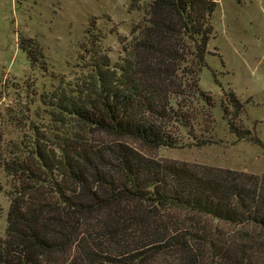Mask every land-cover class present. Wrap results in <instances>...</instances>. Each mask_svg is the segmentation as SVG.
<instances>
[{
    "label": "trees",
    "instance_id": "trees-1",
    "mask_svg": "<svg viewBox=\"0 0 264 264\" xmlns=\"http://www.w3.org/2000/svg\"><path fill=\"white\" fill-rule=\"evenodd\" d=\"M217 3L151 0L116 62L87 49L88 77L47 103L51 125L25 110L26 149L4 162L15 183L0 264H264V173L145 151L185 146L182 131L215 105L199 81ZM20 48L42 62L35 39Z\"/></svg>",
    "mask_w": 264,
    "mask_h": 264
},
{
    "label": "rangeland",
    "instance_id": "rangeland-1",
    "mask_svg": "<svg viewBox=\"0 0 264 264\" xmlns=\"http://www.w3.org/2000/svg\"><path fill=\"white\" fill-rule=\"evenodd\" d=\"M150 1L0 0V237L5 235L9 191L15 183L4 162L26 149L25 110H30L36 124L51 125L54 109L47 103L60 87L72 90L76 82L88 77L92 53L87 49L94 46L116 62L121 57V40L131 37ZM212 22L207 63L199 81L214 99L210 115L203 111L205 115L199 116L192 130L182 131L185 146L145 151L159 158L262 174L264 0H218ZM20 37L39 43L41 63L28 60L20 48ZM233 97L241 102L240 109L229 104ZM223 105H229L225 117ZM7 113L14 114L8 117ZM20 117L22 127L11 122ZM230 124L240 131L249 130L254 140L239 139ZM88 131L93 139L105 136ZM197 137L212 142L198 146Z\"/></svg>",
    "mask_w": 264,
    "mask_h": 264
}]
</instances>
